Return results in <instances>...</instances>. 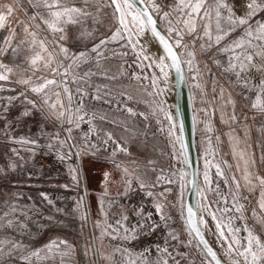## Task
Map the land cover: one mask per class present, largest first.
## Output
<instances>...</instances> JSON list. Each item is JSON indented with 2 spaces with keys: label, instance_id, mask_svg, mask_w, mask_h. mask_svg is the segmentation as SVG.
<instances>
[{
  "label": "snow or ice",
  "instance_id": "snow-or-ice-1",
  "mask_svg": "<svg viewBox=\"0 0 264 264\" xmlns=\"http://www.w3.org/2000/svg\"><path fill=\"white\" fill-rule=\"evenodd\" d=\"M0 32L5 33L0 37V141L11 145L0 179L42 154L54 156L73 186H79L83 157L105 152L120 173L123 197L143 192L149 198L153 210L148 211L144 205L129 210L106 199L113 181L112 173L104 172L102 219L94 224L99 235L93 232L83 245L89 264H182L189 256L180 248L193 247L202 264H264V140L259 141L258 168L249 125L251 120L264 137V0H0ZM206 54L229 86L239 90L236 96L219 84L207 62L201 64ZM117 57L121 67L109 75L104 62ZM132 65L140 71L129 73ZM93 77L134 81L151 99L139 100L126 91L117 98L101 91L108 85H96L90 93ZM181 85L194 93L202 169L194 168L190 158L179 104L175 114L167 106L168 92ZM89 97L106 104L115 101L121 118L108 120L107 113L90 112L85 102ZM132 102L144 103L148 110H137ZM217 114L228 129L223 135L229 153L222 151ZM37 116V131L20 134L18 129ZM150 117L169 146L167 153H160L168 156L167 168H157L159 161L151 158L143 164L132 159L133 141L143 138L142 147H149ZM97 120L119 128L127 138L98 128ZM120 154L128 160L118 159ZM229 154L231 162L225 158ZM58 187L69 189L68 184ZM210 193L215 199H209ZM187 195L195 202H187ZM39 196L51 206L50 213L22 203L19 192L0 203V264H75L76 245L66 237L54 235L35 244L42 231L66 226L57 214H71L57 207L62 197L43 191ZM85 200L79 196L72 209L81 231L89 220ZM252 200L255 206H250ZM114 205L116 213L111 212ZM173 211L187 240L172 227ZM206 232L215 237L219 253ZM156 234L158 241L135 246Z\"/></svg>",
  "mask_w": 264,
  "mask_h": 264
},
{
  "label": "rangeland",
  "instance_id": "rangeland-1",
  "mask_svg": "<svg viewBox=\"0 0 264 264\" xmlns=\"http://www.w3.org/2000/svg\"><path fill=\"white\" fill-rule=\"evenodd\" d=\"M166 3L170 2V0H165ZM103 31V30H102ZM5 35V33L0 32V37ZM156 48L153 46L151 51H155ZM208 55L206 54L201 58V64L203 65L204 62H207L208 67L211 69V73L218 78L219 84H223L226 89L233 92V95L236 96V93L239 91L238 89H234L231 86H229L227 79L220 75L219 70L216 68V66L212 63V61L208 58ZM133 57L130 55L127 58V61L129 64H131ZM104 67L106 69H110L109 75L116 72L121 67V60L119 57L104 62ZM96 71H100L99 69H94ZM132 71L139 72L140 69L136 68L135 65H132V67L128 68V72L131 73ZM149 70L145 69V72L147 73ZM205 76L206 79L208 78L207 70H205ZM144 83H147L145 81ZM172 83L175 84V80L173 78ZM96 85H108V89H101V91H110L113 96H117L119 98L118 94L122 91H126L132 96L136 97L139 100H150L151 98L148 97L146 94H144L143 90L139 88L136 84V82L128 80V79H121L117 82H110L108 80L99 78V77H93V89H90V93L94 91V88ZM191 99L194 96V93L190 91ZM209 95H211V84H209ZM238 100H240V97H237ZM167 106L172 110L173 114H175V105L178 103V95L176 91V87H173L166 96ZM86 104L88 105V110L95 111L97 115H101L104 113H107L108 120L116 119L117 121L121 118V113L115 110V101L112 102V104H106L103 102V100H91L90 97L86 98ZM198 103V101H197ZM179 104V103H178ZM192 105H193V112L194 115H197V113L194 111V108L196 105L193 103L192 99ZM131 107L136 108L140 111H147V107L144 103H130ZM239 107H242V103L238 105ZM15 115V112L13 113ZM139 120V118H137ZM151 127L148 129V144L149 147L147 149H144L142 147V139L133 141L131 152L133 153L132 159L139 160L141 164H143L146 159L151 158L154 160H158L159 163L156 165L157 168L159 167H165L167 168L169 166V159L167 155H161V152L167 153L169 151V146L167 144V141L165 137L157 132V124L155 122V118H151ZM259 120V118H258ZM141 126L145 122L142 120H139ZM40 123V118L34 117L26 121V124L23 128H19L18 131L20 134H24L25 132H28L31 130V132H36ZM215 126L219 133L222 135V139L224 141V144L222 145V151L225 153H229V145H228V137L226 135H223V133L227 132V126L224 124H221L219 121V115L214 119ZM249 125L252 126V132H251V142H252V151L256 155L257 159V167H260V156H261V147L259 144V141L264 140V137L260 135L256 131V125H252L251 120H249ZM96 126L100 129H104L106 131H112L116 136H124L127 138L128 134L121 132L119 128L113 127L111 124L101 122L99 120L96 121ZM84 129H87V125L83 126ZM195 130H196V147L198 152V160H199V168L202 169L203 165V159H202V152L203 148L200 145L201 136L202 133L200 131V126L195 123ZM152 133H156L154 136ZM152 145H155V151L152 150ZM11 147V145L4 143L0 141V166H5L9 163V155L8 149ZM107 153L101 152L98 154L97 157L92 156H84L82 163L85 161L87 165L90 163H97L100 167H108L105 170L112 172V176L115 177V182L108 185V192L109 196L106 197V199H114L118 203H122L126 205L129 210L132 206H140L144 205L145 210H153L151 209L150 204L148 203V199L143 192L138 193H132L129 197L125 198L122 195V182L120 179V173L113 169L111 163L106 160ZM230 162L232 160L231 155H227L225 157ZM118 159L121 160H128V158L124 157L123 154H120L118 156ZM131 166V165H130ZM143 170V169H142ZM115 174V175H114ZM150 175H153L150 173ZM202 179V176H201ZM215 179V178H214ZM68 184L69 189L65 190L62 187H58V185ZM53 185H57L54 187ZM83 186L82 183L79 186H73L72 181L70 177L66 173L65 166L61 163H59L54 156L48 155H37L34 160L30 161L28 164L24 166L22 169H17L15 172H9L6 179H0V203H3L4 201H7L10 199L13 193L19 192L22 193L23 199L22 203L27 204L29 206L35 204L38 208L41 209V211L45 214L50 213L51 206L47 205L46 202L42 201V198L39 196L40 192H48L51 194L53 198L59 196L63 199L57 200V207L64 208L66 212L71 213L69 216H60L57 214L59 219H62L65 221V227L57 228V229H47L40 233L38 238L35 240V244L37 246L42 245L48 241V239L51 236L54 235H60L63 237H66L70 241H72L73 244L76 245V254L74 257L75 264H89V257H86L84 255V248L83 245L85 242L92 237L93 232L96 233V235H99V230L94 228V224L97 220L102 219L101 215V207H100V196L104 192L103 189H100L96 191V193L89 194V189L87 188L85 191V194L83 193ZM160 189H157L159 191ZM87 195V204H88V216L89 220L88 223L83 227V230L81 231V221L76 217V214L72 211L75 201L79 196H86ZM31 197V199H28ZM209 199H215L214 195L211 193L209 194ZM250 206H255V200L250 201ZM112 213L117 212V207L114 205L111 209ZM173 216L176 217V222L172 225L178 232H181V239L187 240L188 237L186 234H183V223L178 217L177 213L173 211ZM41 223H47L46 221H43L42 218ZM114 219L112 215L109 216V220ZM209 220V226L214 229V225L211 222L210 217L207 218ZM237 223H241L237 221ZM249 226L255 227L257 231H260V228L258 225L254 223L252 220H248ZM34 231L35 226H33ZM243 235V233H241ZM206 237L210 241V243L214 246V248L217 250V252H220L219 245L216 242L215 237L210 233H205ZM160 239V235L156 234L150 237H144L141 241L134 242L136 247H139L141 245L148 246L149 244L156 242ZM114 243V242H113ZM175 243V242H173ZM181 252L188 253L189 259L182 261V264H202L201 254L193 247V248H180ZM222 255V253H221ZM99 264H105L103 260L99 261Z\"/></svg>",
  "mask_w": 264,
  "mask_h": 264
},
{
  "label": "water",
  "instance_id": "water-1",
  "mask_svg": "<svg viewBox=\"0 0 264 264\" xmlns=\"http://www.w3.org/2000/svg\"><path fill=\"white\" fill-rule=\"evenodd\" d=\"M176 91L177 93L179 92L181 94V99L183 103L184 128H185L184 139H185L186 144L188 145V152L193 162L194 168H199L198 152H197L196 140H195V123L193 121L194 112H193V105H192L190 90L187 86L181 85L180 87H176ZM83 193L85 194L84 189H83ZM186 201L189 203H194L195 197L191 195H187ZM212 247L214 248L213 245Z\"/></svg>",
  "mask_w": 264,
  "mask_h": 264
},
{
  "label": "flooded vegetation",
  "instance_id": "flooded-vegetation-1",
  "mask_svg": "<svg viewBox=\"0 0 264 264\" xmlns=\"http://www.w3.org/2000/svg\"><path fill=\"white\" fill-rule=\"evenodd\" d=\"M85 161L86 160H84V162L80 164L81 175H82V186H83L85 191L87 188L89 189V194H90V192L96 193V191L103 189V187H104V172L107 171L105 169L108 167H104V166L100 167L97 163H93V162L90 163L89 165H87L85 163ZM108 172H110V171H108ZM112 181L115 182L114 176H112ZM112 183H110V184H112ZM85 197L87 200V195ZM86 200H85V203H86L87 209H88V204H87Z\"/></svg>",
  "mask_w": 264,
  "mask_h": 264
},
{
  "label": "bare ground",
  "instance_id": "bare-ground-1",
  "mask_svg": "<svg viewBox=\"0 0 264 264\" xmlns=\"http://www.w3.org/2000/svg\"><path fill=\"white\" fill-rule=\"evenodd\" d=\"M177 95H178V103H179L181 113H182L181 119L183 120V123H184V110H183V103H182V99H181V94L178 92ZM195 140H196V130H195Z\"/></svg>",
  "mask_w": 264,
  "mask_h": 264
}]
</instances>
